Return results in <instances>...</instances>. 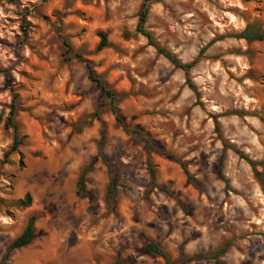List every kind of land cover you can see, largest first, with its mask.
<instances>
[{"label":"rangeland","instance_id":"rangeland-1","mask_svg":"<svg viewBox=\"0 0 264 264\" xmlns=\"http://www.w3.org/2000/svg\"><path fill=\"white\" fill-rule=\"evenodd\" d=\"M142 2L0 0V264H165L150 242L172 264H264V185L235 152L264 159V40L232 36L264 31V0H149L144 27L188 74L136 31Z\"/></svg>","mask_w":264,"mask_h":264},{"label":"trees","instance_id":"trees-1","mask_svg":"<svg viewBox=\"0 0 264 264\" xmlns=\"http://www.w3.org/2000/svg\"><path fill=\"white\" fill-rule=\"evenodd\" d=\"M149 0H143L142 2V8L139 12V19L136 27V31L144 35L149 44L153 45L154 47L157 48L158 52L162 54L165 58H167L174 66L184 70L186 74H188L189 70L194 66L195 60L188 62V63H182L179 61L174 55H172L170 52L167 50L157 47V44L155 40L153 39L151 33L144 27V24L147 20L148 16V7ZM100 36V41L97 45V50L104 49L109 46L108 40H107V34L104 32L99 33ZM233 37L236 38H242L246 41H253V40H264V31L260 30L255 24H248L245 26V28L237 34H233ZM205 50V47L200 51L203 52ZM87 69H88V76L91 80L96 82V84L104 91L105 93V98L108 101V103L111 105L112 110L115 113L116 119L120 122V116L118 112V107L117 103L119 101V96L117 93L111 88L108 84H106L90 67L89 64H87ZM189 82V81H188ZM190 88L194 89V85L192 83H189ZM16 93L13 95V100L12 104L10 106L9 110V115L6 119V124L11 127L14 130V137H13V142L10 148V152L16 151L18 149V146L22 143V136H19V126L18 124L14 121L16 111H17V106H16ZM130 133H136L140 138H142L140 131L137 128H131L128 130ZM100 143L99 145L101 146L103 144V140L105 138L104 131H101V136H100ZM146 146L148 149V152H150V149H154L157 153H159L161 156L171 159L173 161L178 162L183 168L185 167V164L179 159H177L173 154H170L164 150L157 149L155 146L156 144L150 140H146ZM235 152L238 154V156L244 160H246L249 165L252 167L254 170V174L256 178L258 179V182L261 185H264V171H257L256 166L260 165L264 167V159L260 161H254L252 159H249L247 155L242 153L239 150H235ZM103 162H105L104 158L100 157ZM98 160L97 156H94L91 160V162L83 169L79 181H78V192L80 195H83L85 193V184L83 182V175L85 172L90 170V168L93 166V164ZM148 166H149V172H150V179L152 181V184H155V171L152 165L149 162L148 159ZM109 188L111 189V183L109 184ZM31 196L29 193H26L22 199H19L16 202V206L20 208H25L28 207L31 204ZM36 221V217L34 215H31L28 220L27 224L22 230V232L12 241L11 247L12 248H19L26 246L29 244L35 237V231H34V224ZM146 250L148 252H151L155 255L161 256L164 259L165 264H172L169 255L161 249L157 244L150 242L146 245ZM220 251L217 252V254ZM114 264H119V263H114Z\"/></svg>","mask_w":264,"mask_h":264}]
</instances>
